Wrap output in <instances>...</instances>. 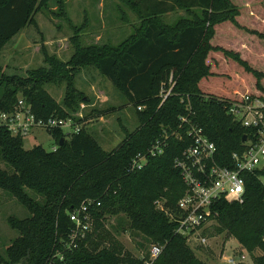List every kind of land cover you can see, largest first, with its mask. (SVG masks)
Masks as SVG:
<instances>
[{"label":"trees","instance_id":"16d2710c","mask_svg":"<svg viewBox=\"0 0 264 264\" xmlns=\"http://www.w3.org/2000/svg\"><path fill=\"white\" fill-rule=\"evenodd\" d=\"M49 1L0 0V48L33 22L32 14ZM118 1L136 6L139 22L116 44L82 46L74 35V50L66 62L44 55L46 65L26 68L23 75L5 73L0 65V111L10 110L19 94L30 104L35 117L69 116L80 121L82 117L74 114L85 98L72 76L81 65L91 64L130 103L137 119L132 129L123 127V136L107 150L83 125L67 136L60 127L50 128L55 146L49 149L40 143L25 148L22 136L12 135L0 126V162L5 165H0V189L27 211L21 217L12 213L5 216L17 234L0 251V264H46L56 249L62 252L60 259L54 256L56 264H144L147 251L141 257L135 256L107 231L101 233L105 214L118 219L114 231L128 229L144 241L162 244L149 264H206L194 255L169 216L176 213L175 202L186 189L173 165L174 157L188 143L185 134L180 130V138L168 136L163 151L149 156L141 168L127 171L126 167L131 156L145 150L164 128H175L182 114L201 126L214 142V157L219 164L227 162L230 152L240 148V136L247 129L225 113L226 99L258 92L233 89L231 95L223 96L203 89L215 74L222 73L215 69L219 59L211 62L206 57L210 51L221 52L253 74L256 87L263 89L259 81L262 71L240 57L237 49L246 43L245 38L252 42L255 35L264 39V31L259 30L262 22L246 25L258 18V10H264L259 6L261 2L264 7V0H246L250 6L243 9L249 12L242 13L241 20L235 18L237 6L242 5L240 0H171L173 8L183 10V15L172 22L160 17L168 8L145 7L146 12H142L136 0ZM54 2L63 9L64 0ZM221 25L235 29L240 43L237 48L218 40ZM211 38L218 44H212ZM168 78L172 84L161 100L159 90L168 86ZM59 79L64 85L63 96L57 101L42 83ZM259 94L264 95V91ZM94 112L102 114L100 110ZM259 174H264V166L243 172L242 199L217 198L210 203L208 215L216 220L217 225L212 226L215 232L234 237L247 251L260 250L252 257L253 264H264V183L258 179ZM84 198L93 200L88 207L92 230L85 231L76 246L64 249L63 242L72 226L67 212ZM142 245L137 242L138 247Z\"/></svg>","mask_w":264,"mask_h":264},{"label":"rangeland","instance_id":"374dc122","mask_svg":"<svg viewBox=\"0 0 264 264\" xmlns=\"http://www.w3.org/2000/svg\"><path fill=\"white\" fill-rule=\"evenodd\" d=\"M238 1L236 0V2ZM259 4L264 8L261 2ZM237 7L239 12L235 16L236 20L240 14L249 12V10L243 9L248 5ZM251 9L252 13H256L255 8ZM263 11L258 10V18L251 19L246 25L252 26L250 22H262L263 25H260L262 27L259 30L264 31ZM105 13L104 7L97 6L96 0H67L66 4L64 2L62 10L54 0L49 1L46 7L39 8L32 14L33 22L24 25L0 48L2 70L5 73L23 75L26 68L46 65L43 60L44 55H53L58 60L66 62L74 50V35L76 42L82 46L104 42L116 44L131 31L130 25H125L124 22L118 20H111L110 15ZM137 22H132V26ZM217 37L219 41L224 45H229L232 49L240 45L238 34L233 28L221 25ZM253 38H255L253 42L245 38L247 47L243 42L242 49L238 48L237 51L240 57L244 58L252 67L262 71L259 73V81L264 89V39L256 35ZM239 39L241 38L239 37ZM210 40L212 44H218L215 39L211 38ZM208 54L209 56L207 55L206 58L211 62H217V58L219 59L215 69L222 73L215 74L213 79L206 83L207 87L203 89L214 95L223 96L231 95L233 89L258 93L264 91L256 87L255 76L244 71L231 58L222 55L219 51H210ZM72 78L73 84L80 89L85 98L79 103L75 116L77 113L81 114L80 121L84 128L92 134L102 148L110 149L123 136V127L130 130L137 124L134 108L125 101L111 81L101 75L91 64L81 65ZM42 85L55 100H61L63 80H48L44 81ZM97 110L102 112L101 116L96 117L94 111ZM68 129L66 126L63 127L64 132ZM34 143H40L46 149L55 146L49 133L43 129H30L22 137L23 147L27 148ZM0 165L4 164L0 162ZM8 213L19 217L27 215L24 207L17 203L11 195L0 189V251L17 234L5 221V216ZM117 220L115 215L105 214L102 219L101 233L107 231L110 236L119 241L122 248L135 256L141 257L145 251L148 252L149 245L153 242L142 240L141 235H133L128 229L114 231L113 226ZM121 224L125 226L124 221ZM215 225H217L216 220L208 217L204 226L197 233L190 232L185 235V243L192 249L194 255L206 264H233L227 258L230 256L235 261L242 254L241 262L239 261L241 264H253L252 257L260 250L254 248L247 251L234 237L224 236L223 231L215 232L212 227ZM91 230L92 216L88 231ZM198 234L204 236L203 242L198 241ZM137 242H142L143 245L138 247Z\"/></svg>","mask_w":264,"mask_h":264},{"label":"built area","instance_id":"2783aa9c","mask_svg":"<svg viewBox=\"0 0 264 264\" xmlns=\"http://www.w3.org/2000/svg\"><path fill=\"white\" fill-rule=\"evenodd\" d=\"M171 84L172 81L168 78V86L159 90L161 100L169 92ZM140 107L137 105L138 109ZM225 113L247 129V132L243 133L244 139L240 140V148L230 152L227 162L219 164L216 161L214 142L204 134L201 126L182 114L178 116L175 128H164L161 136L155 137L145 150L137 151L131 156L126 167L127 171L141 168L149 156H155L163 151L168 136L180 138L181 131L185 134L188 143L180 155L174 157L173 165L179 170L186 189L175 202L176 213H169L170 218L176 222L175 230L183 236L190 232L197 233L204 226L210 213L209 205L215 199L223 197L240 201L244 192L242 173L254 172L264 166V95L244 92L236 98H227ZM77 116L81 117V114L77 113ZM82 124L81 121H75L69 116L35 117L30 104L20 95L16 97L10 110L0 111V126L5 127L10 134L22 137L30 129H43L49 133L52 127H60L63 130L64 126L69 128L66 132L63 131L67 136L77 132ZM257 177L264 183V174ZM92 202L91 198H84L67 212L72 226L63 242L64 249L76 246L84 237L85 231H88L91 220L88 207ZM97 203L98 201L95 202ZM156 205L163 208L160 201H156ZM197 236L198 241L205 240L204 236L199 234ZM161 249L162 244L151 243L144 264H149ZM61 254V250L56 249L46 264H56L54 256L60 259ZM240 257L234 261L229 256L227 260L236 264L241 260ZM240 262L238 264H241Z\"/></svg>","mask_w":264,"mask_h":264},{"label":"crops","instance_id":"0c3cea01","mask_svg":"<svg viewBox=\"0 0 264 264\" xmlns=\"http://www.w3.org/2000/svg\"><path fill=\"white\" fill-rule=\"evenodd\" d=\"M136 1L138 3V6L142 9V12H146L145 7H149L150 10H154L156 8H168V10L160 14L161 20L164 22H172L176 18L181 16V14L183 15V10L178 9L176 7L175 8L172 7L173 4L171 0H136ZM64 2L66 4L67 0H65ZM96 3L98 7L100 8L104 7V10L106 11L105 14L110 15V17L112 18L111 20L114 21L118 20L124 22L125 25H130L131 30H132V22L139 21L138 18L139 11L136 6H129L127 4H122L118 0H96ZM239 4L250 6V4L246 2V0H240ZM241 19H244V16L242 14H240V17L238 16L237 20H241ZM238 48L242 49L241 46H239ZM98 116H101V114L97 115L96 117Z\"/></svg>","mask_w":264,"mask_h":264},{"label":"water","instance_id":"95a60500","mask_svg":"<svg viewBox=\"0 0 264 264\" xmlns=\"http://www.w3.org/2000/svg\"><path fill=\"white\" fill-rule=\"evenodd\" d=\"M244 137H245V135H244V134H241V136H240V140H243ZM60 142H61V138L59 139L58 143H60Z\"/></svg>","mask_w":264,"mask_h":264}]
</instances>
